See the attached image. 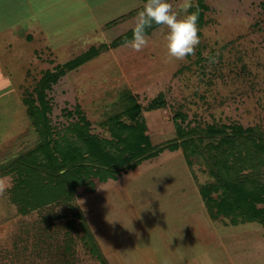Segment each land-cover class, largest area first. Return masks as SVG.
<instances>
[{"label": "rangeland", "instance_id": "obj_1", "mask_svg": "<svg viewBox=\"0 0 264 264\" xmlns=\"http://www.w3.org/2000/svg\"><path fill=\"white\" fill-rule=\"evenodd\" d=\"M70 1L30 23L25 0H0V182L6 185L0 264H102L83 240L81 218L67 214L65 205L21 214L10 192L16 174L9 172L10 160L38 143L24 96L35 95L45 71L92 47L107 45L48 91L57 126L80 105L92 132L109 137V123L116 116L129 120L137 103L154 143L173 136L179 111L191 126L239 123L264 130V0H206L201 42L183 61L167 57V29L160 26L147 34L141 52L113 46L132 30L145 0ZM169 2L175 10L180 0ZM41 22L44 30L28 38ZM161 93L166 104L149 109ZM210 179L207 168L189 166L182 151H164L117 179L96 181L94 190L82 188L73 205L107 264H264L263 225L209 216L199 184Z\"/></svg>", "mask_w": 264, "mask_h": 264}, {"label": "trees", "instance_id": "obj_2", "mask_svg": "<svg viewBox=\"0 0 264 264\" xmlns=\"http://www.w3.org/2000/svg\"><path fill=\"white\" fill-rule=\"evenodd\" d=\"M199 6L198 27L206 24V0H196ZM190 9L189 11H194ZM159 26L147 30L151 33ZM199 34L201 32L199 31ZM132 31L113 42L117 47L131 39ZM106 44L45 71L37 82L35 95L24 96L31 125L38 135L32 150L10 160L9 172L15 173L11 188L12 201L21 214L45 206L63 204L67 214L81 218L83 240L102 264H107L88 224L79 215L73 201L82 188L94 190L96 181L117 179L129 169L159 156L164 151H182L187 164L207 168L211 179L199 184L207 212L212 219L224 216L238 225L258 222L264 226V130L260 126L239 123L190 125L188 115L179 111L174 120L173 136L154 143L148 133V123L137 103L128 112L129 120L116 116L108 125L109 137L92 132V122L80 105L68 111L71 120L63 126L53 124L52 104L48 91L66 75L96 57ZM166 104L159 94L149 105L154 110Z\"/></svg>", "mask_w": 264, "mask_h": 264}, {"label": "clouds", "instance_id": "obj_3", "mask_svg": "<svg viewBox=\"0 0 264 264\" xmlns=\"http://www.w3.org/2000/svg\"><path fill=\"white\" fill-rule=\"evenodd\" d=\"M195 9L194 11H189ZM199 6L194 0H180L176 9L169 0H145L143 8L138 12L131 39L125 45L134 52H141L148 46L147 30L154 25L167 29L165 34L167 57L183 61L196 54L201 40L199 36ZM209 63H216V57H208ZM6 185L0 182V195Z\"/></svg>", "mask_w": 264, "mask_h": 264}, {"label": "crops", "instance_id": "obj_4", "mask_svg": "<svg viewBox=\"0 0 264 264\" xmlns=\"http://www.w3.org/2000/svg\"><path fill=\"white\" fill-rule=\"evenodd\" d=\"M86 1H88V0H86ZM42 2H43V4H38L36 2H33V0H25V6L27 7V10H26L27 11L26 12L27 21H29L30 23L39 21L36 18V16L38 14L41 15L42 13L46 12L45 10H47L48 13H52L54 10H57L59 8L62 9V7L65 6V5H62L63 3L66 4L65 2H62V0H42ZM88 3H87V5H88ZM39 7H42V8L39 9ZM42 24L45 25L44 22H41L40 25H33V27H31V30H28L27 37L30 38L31 36L38 35V33L40 31L39 29L44 30L43 26H41ZM30 31H32V32H30ZM32 33H33V35H32Z\"/></svg>", "mask_w": 264, "mask_h": 264}]
</instances>
